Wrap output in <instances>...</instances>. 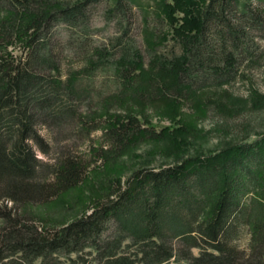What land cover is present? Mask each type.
I'll use <instances>...</instances> for the list:
<instances>
[{
  "label": "trees",
  "instance_id": "trees-1",
  "mask_svg": "<svg viewBox=\"0 0 264 264\" xmlns=\"http://www.w3.org/2000/svg\"><path fill=\"white\" fill-rule=\"evenodd\" d=\"M108 1L112 10L126 15L137 7L146 17L140 0ZM85 2L48 9L40 0H0L8 18L0 20V199L24 207L80 179V165L68 159L53 169V181H37L41 162L33 147L44 143L38 125L75 115L80 97L73 82L42 70L58 68L57 46L49 41L54 24L77 27ZM156 7L168 30L144 33L153 47L149 66L130 44L110 67L129 93L154 90L176 120L179 109L166 95L198 97L208 84L234 78L237 63L253 61V30H264V0H157ZM170 39L179 51L159 53L154 45ZM16 41L25 56L8 51ZM228 97L233 110L218 109L240 114L246 102ZM256 97L251 106L264 108V96ZM195 105L203 113L207 103L199 97ZM105 122V134L122 151L146 136L164 143L176 161L135 169L122 187L119 176L118 190L107 192L103 203L51 231L0 203V264H264V136L184 157L193 117L158 132L140 128L129 112ZM245 226L254 261L236 244Z\"/></svg>",
  "mask_w": 264,
  "mask_h": 264
},
{
  "label": "rangeland",
  "instance_id": "rangeland-1",
  "mask_svg": "<svg viewBox=\"0 0 264 264\" xmlns=\"http://www.w3.org/2000/svg\"><path fill=\"white\" fill-rule=\"evenodd\" d=\"M40 1L48 9H53L60 7L61 3L73 5L87 0ZM140 1L146 17L137 7L132 8L131 14L127 12L125 15L119 10H112L108 0L87 1L77 27L60 22L51 29L49 41L57 46L58 68L55 71L49 68L42 71L55 73L62 81H72L80 101L73 117H63L53 124L37 126L44 143L33 147L41 162L36 178L44 183L53 181V169L68 159L78 162L82 173L77 187L63 192L53 187L47 198L25 203L24 207L6 198L0 199L7 209L18 208L15 213L29 218V224L49 231L57 229L75 217L89 213L96 203H103L107 192L118 190L116 182L119 176L121 179L118 182L122 187L135 169L165 166L176 161L164 143L146 136L122 151L119 144L104 131L105 121L114 115L123 118L129 112L140 128H151L156 132L164 126L181 125L184 120L193 117L194 129L188 133L189 143L181 152L184 157L195 155L197 151H218L264 136V108L251 106L254 97L264 96V30H253L254 59L237 63L238 74L227 84L216 86L210 83L200 90V96L193 98L166 95V98L176 102L179 109V115L173 120L168 113L167 102L157 99L159 95L154 94V90L147 89V93L143 91L134 95L129 93L125 90L126 83L113 75L110 67L122 56L124 46L130 44L139 50L143 64L149 66L153 47L147 44L146 32L152 29L161 36L168 30L164 19L154 15L157 0ZM256 5V1H253L252 6ZM3 19L8 18L5 11L0 9V20ZM7 24L3 25L7 27ZM172 44L170 39L167 43L159 42L154 46H157L159 53L170 56L171 51L175 54L179 51L177 45ZM23 47L21 41H16L8 51L14 56H25ZM103 53H106L105 57ZM228 95L246 102L240 114H225L218 109L217 106L225 105L233 110ZM199 97L204 104L207 103L203 113L195 105ZM127 119L124 118V121ZM4 225L0 218V232ZM250 239L249 229L245 226L236 244L243 252L244 259L251 257L249 260L254 261L250 256Z\"/></svg>",
  "mask_w": 264,
  "mask_h": 264
}]
</instances>
